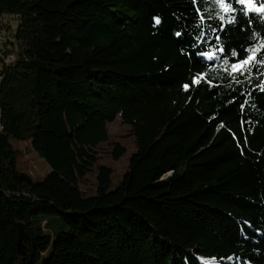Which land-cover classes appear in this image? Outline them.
<instances>
[{
  "label": "trees",
  "instance_id": "trees-1",
  "mask_svg": "<svg viewBox=\"0 0 264 264\" xmlns=\"http://www.w3.org/2000/svg\"><path fill=\"white\" fill-rule=\"evenodd\" d=\"M0 15L15 20L1 25L0 264H264V63L238 75L197 54L217 45L213 0H0ZM231 15L225 55L264 45V13ZM117 118L135 151L117 184L96 166L87 194ZM10 138L31 141L43 180L17 170Z\"/></svg>",
  "mask_w": 264,
  "mask_h": 264
},
{
  "label": "rangeland",
  "instance_id": "rangeland-1",
  "mask_svg": "<svg viewBox=\"0 0 264 264\" xmlns=\"http://www.w3.org/2000/svg\"><path fill=\"white\" fill-rule=\"evenodd\" d=\"M14 27L15 20L11 19ZM109 140L98 147V158L93 170L85 176L80 183V188L87 194H93L96 180V166H107L111 169L112 180L117 184L128 167L130 155L135 151V141L130 126L124 124L119 118L107 125ZM14 150H16V168L18 171L31 176L35 181L43 180L51 171L47 162L33 149L31 141L10 138ZM115 143H119L125 149V153L117 160L112 158V150ZM205 264H221L215 259L203 261Z\"/></svg>",
  "mask_w": 264,
  "mask_h": 264
},
{
  "label": "snow or ice",
  "instance_id": "snow-or-ice-1",
  "mask_svg": "<svg viewBox=\"0 0 264 264\" xmlns=\"http://www.w3.org/2000/svg\"><path fill=\"white\" fill-rule=\"evenodd\" d=\"M193 3H197L198 0H192ZM213 3L219 7L221 12L224 14L223 16H219L218 19L221 21L218 28L212 29L215 33L213 39L217 41V45L213 46L212 51H204L197 53L198 55L203 56L208 61H213L217 58H221L225 62H229L231 64L232 73L243 75L244 72L250 71L251 66L255 63H264V61L259 60L261 55H264V45H260L258 47L249 46L248 48H241L240 51L246 53V55H240V51L236 49H230L228 54L225 55V49L220 43V34L224 31L226 24L224 23L225 16H231V19L228 20V23H235L236 18L233 13H264V4H261L259 7L256 6L255 0H213ZM239 6V7H236ZM205 17L201 16V20L203 21ZM156 23H160L159 18H155ZM181 32H176L175 35L177 37L181 36ZM207 34H203V36L196 38L195 43H205L204 36ZM199 79H193V83H198ZM210 83V82H209ZM189 85L185 84L184 88H188Z\"/></svg>",
  "mask_w": 264,
  "mask_h": 264
},
{
  "label": "built area",
  "instance_id": "built-area-1",
  "mask_svg": "<svg viewBox=\"0 0 264 264\" xmlns=\"http://www.w3.org/2000/svg\"><path fill=\"white\" fill-rule=\"evenodd\" d=\"M12 17L11 16H6V15H0V28L1 25L6 22V21H11ZM7 34L6 31H4V28L0 29V45L3 44L7 40ZM5 62H11L8 61V57L5 59Z\"/></svg>",
  "mask_w": 264,
  "mask_h": 264
},
{
  "label": "water",
  "instance_id": "water-1",
  "mask_svg": "<svg viewBox=\"0 0 264 264\" xmlns=\"http://www.w3.org/2000/svg\"><path fill=\"white\" fill-rule=\"evenodd\" d=\"M168 175L165 177L166 179L171 176V173H167ZM165 176V175H164ZM164 178V177H163ZM162 181V179H161ZM24 239V231H23V226L21 224L18 225V240H17V249L20 252L22 248V242ZM205 261V260H204Z\"/></svg>",
  "mask_w": 264,
  "mask_h": 264
}]
</instances>
